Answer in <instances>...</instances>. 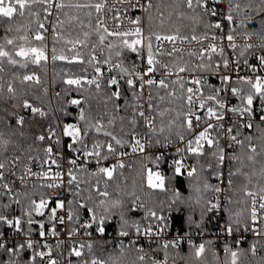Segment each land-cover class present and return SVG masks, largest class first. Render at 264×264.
Returning <instances> with one entry per match:
<instances>
[{
	"label": "snow or ice",
	"instance_id": "6c2138e0",
	"mask_svg": "<svg viewBox=\"0 0 264 264\" xmlns=\"http://www.w3.org/2000/svg\"><path fill=\"white\" fill-rule=\"evenodd\" d=\"M117 4L123 7V14ZM227 4V12L222 13L219 0H159V4L154 3V0H115V3L113 0H0V28L4 31V35L0 37V73L4 72L5 64L26 68L29 64L41 66L46 63L49 60L47 39L50 34L52 61L61 60L70 64L87 62L94 66L96 75L92 78L89 79L86 76L68 78L64 83L76 89H82L85 84L94 85L99 90L101 84L98 78L103 77V71L100 67L101 60L97 55V48L101 51L107 48L108 56L102 63L109 66L107 69L109 73L113 70L117 73L109 75L106 80L107 88L111 89L107 94V100L123 99V108L117 103L114 106L115 111L127 113L126 116L120 117V136L111 130L115 127V116L108 119L107 125L102 119H96L95 122L87 123L83 130L77 124L65 123L62 126V134L70 140L66 145L62 144L56 128L49 125L46 129L47 135L40 134L35 137L41 142L46 139L50 141L43 149L44 155L39 158L41 171H33L31 167L32 163L37 162L36 157L29 155L28 162L24 163L23 145L19 142L14 144L15 155L11 158L4 155L9 145L13 144L11 137L23 136L24 133L18 132L17 128H12L0 118V197L8 198L7 203L0 202V229H3L0 230V264H37V260L40 264H73L72 257L77 258L76 264H125V260L127 264H167V251H165L164 260L159 261L149 256L142 247H135V241L128 246L121 242L118 253L108 252L106 258L97 253L107 251V241H101L98 244L74 242L73 238L80 228L87 230L92 228L93 224L96 225L95 232L103 236L106 232L108 217L113 214V210L121 206L119 199H101L96 203L93 192L101 197H109L107 183L105 182V189L101 190L100 179H97L95 184L80 180L74 174V169L88 176L107 177L111 180L116 168L122 169L125 164L122 159L111 165L104 162L112 157H123L128 154L118 151L117 146H128L132 153L145 151V143L138 131L141 123L148 131L149 146L152 145V137L155 136L157 137L155 144L159 145L161 150L172 143L171 135L174 134L181 142H185L187 135L189 138L184 148H176L177 153L186 151L201 156L204 155V148L207 145L210 149L213 147L217 149L211 155L219 164H222L226 159L225 148L220 147L219 139L223 132L231 142L240 145L242 149L246 147L253 154L256 153V147L251 143L252 137L238 139L239 132L233 134V127H225L224 121L229 113L241 118L248 117V122L243 126L251 129L253 127L251 117L255 112L254 101H258L260 110L264 112V75L259 74L264 72V0H227ZM137 11L147 14L150 22L147 35H144L141 16L128 14ZM109 13L112 14L110 17ZM82 15L87 17V24L81 18ZM241 15L243 18L237 22V17ZM258 16L261 19L257 22ZM216 17L219 19L212 22ZM109 19L113 22L111 27L108 24ZM125 20L132 27H126ZM225 21L229 26L227 31L224 30ZM256 23L259 24L258 28L249 27ZM201 25L206 30H219L220 35L217 36L214 33L209 35V31L197 34V28ZM85 28L89 30L86 31ZM182 28L189 29L191 35L183 32ZM73 32L76 33L74 37ZM93 35L96 37V42H92ZM110 37L116 39L109 40ZM206 40L209 42L205 45ZM217 40L227 41V43L218 44ZM238 40L243 42L238 43ZM61 42L65 47L70 45L67 51L73 52L74 55L71 57L65 55V47H61L57 54V45ZM178 42L189 45L196 42L200 47L186 50L177 46ZM165 44H170L171 47L166 48ZM82 48L90 49L87 60L81 51ZM226 49H230L236 55L230 59ZM125 50L136 54L137 60L143 66L139 67L136 61L126 63L125 59L121 58ZM185 51L190 58L194 57L199 63L190 65V61H185ZM165 56L169 58V62L158 59ZM216 56L220 59L214 60ZM249 56L254 57L257 63L251 64ZM113 57L116 58L115 62ZM241 65L249 69V74L240 75ZM197 69L202 72L210 71L212 75L217 76L220 86L209 84L204 76H191L186 80L180 75ZM158 73L159 76H157ZM173 76L176 78L171 79ZM16 79H19L21 83L29 81L40 83V78L35 73L25 74L22 77L14 76L13 80L6 83L0 76V99L5 97V87L9 98L17 95L18 89L14 86ZM186 84L193 86L186 87ZM225 93L227 95H224ZM232 97L240 100L238 106L231 105ZM70 103L80 105L81 100L72 99ZM22 107L30 109L34 116L46 115L44 111L27 100H24ZM10 115L15 116V113ZM85 119L84 110L81 108L79 120L85 121ZM260 120L264 121V115L260 116ZM25 123L24 116H15V124L19 128H22ZM234 123L237 127L240 126L239 121ZM126 127L129 130L126 131ZM91 131L98 135L102 134L105 139L91 137ZM165 132L169 135L164 136ZM125 135L129 139L125 140L123 138ZM160 136H163V142ZM227 147H232V143H229ZM62 148L74 153L67 159L71 167L65 171L53 172V165H56L57 169L61 167L56 157L59 155L63 158L60 151ZM232 159L243 164L239 156ZM247 159L253 161L254 156L247 155ZM162 160H164L163 151L155 157L154 163L157 167ZM172 164L175 174H182L181 170L185 167L182 160L174 159ZM21 165L23 170L18 177L21 186L27 188L26 181L36 177L46 181L39 185L40 188L64 187L71 193L73 199H61L57 191L51 196L41 194L37 201L33 198L34 194L15 190L16 179L13 178L16 177V171ZM93 165L96 170L89 171ZM260 172L264 176V165L261 166ZM194 173H196L194 167L187 171L189 177H192ZM236 174L231 171L228 174L229 189L234 187L232 177ZM140 175L142 181L146 180L147 187L164 188V177L160 172H154L149 168L142 170ZM216 176L220 179L222 173L217 172ZM82 184L88 185L87 188H82ZM32 187L36 188L37 185L33 184ZM203 187L212 189L215 193L222 192L220 186L209 184L207 181L204 182ZM238 190L243 192L246 198L243 202L246 205L244 213L247 215L237 213L234 219L230 213L228 220L221 225V232L232 235L240 230L242 223L244 230L248 231L250 220L253 234L264 236V227H256L264 222V186H261L258 191H251L248 184H243ZM193 192L197 194L195 203L200 204V187L194 185ZM21 197L26 202V206L21 204ZM175 200H181L179 192L175 193ZM13 205L21 206L19 215H14ZM130 210L135 211V208ZM219 210L224 209L218 198L215 203L207 201L201 210L200 223L189 216V225L196 224L200 227L206 213H215ZM81 211L88 213V219L84 222L80 219ZM147 215L158 221L165 220L163 216H157L155 211L149 210ZM157 227L159 230L156 232H153L151 224L142 230L140 223L130 222L121 213L119 236L127 237L128 230L134 229L137 234L154 237L163 231L159 225ZM58 228L64 231L67 241H72L65 249L66 260L59 258L64 256L63 252H60L59 256L54 255L52 247L46 240L49 236L56 237V249L59 250L65 241L59 240ZM9 232L11 235L7 234ZM85 235L91 237L92 233L86 231ZM34 236H38L39 239H34ZM236 243L239 244L240 241L237 240ZM178 244L179 240L166 241L162 247L167 250L170 246L177 247ZM191 247L193 257L196 259L205 252V243L192 244ZM85 249L87 252L84 251ZM256 250L255 244L250 246L253 255L256 254ZM29 252L31 254L28 259H23V255ZM225 252L231 256V264H237L238 252L228 245H225Z\"/></svg>",
	"mask_w": 264,
	"mask_h": 264
},
{
	"label": "trees",
	"instance_id": "16d2710c",
	"mask_svg": "<svg viewBox=\"0 0 264 264\" xmlns=\"http://www.w3.org/2000/svg\"><path fill=\"white\" fill-rule=\"evenodd\" d=\"M154 3L159 4V0H154ZM67 11V10H66ZM155 12V9L153 10ZM62 19L64 17H61ZM84 19L85 24H87V17L81 16ZM238 18H243L242 15ZM261 19V17H256L257 22ZM94 20V16H93ZM214 21V18L212 20ZM187 23V22H185ZM178 26V25H177ZM35 27V24H33ZM150 27V22L147 18V14H145V33L148 34V29ZM252 28H258L259 24L249 25ZM77 30H79V26H77ZM84 30H89L85 28ZM186 34L191 35L189 29H181ZM205 31L215 32V29L206 30L203 25L197 28V34L204 33ZM75 32H73V37L75 36ZM4 35V31L0 28V37ZM116 38L110 37L109 40H115ZM92 42H96V37L93 35ZM49 47V60L42 64L41 66L29 64L28 67L22 68L19 65L11 66L5 64L4 72L0 73V76L3 77L5 83L7 81L13 80V77H22L25 74L35 73L40 78V83L37 84L33 81L21 83L19 79L14 81V86L18 89V93L14 98H9L6 92L5 87V97L0 101V118L5 120L12 128H17L18 132H23V136H12L11 139L13 144L9 145L7 152L4 155L8 158H11L16 154V149L14 144L19 142L23 145V161H27V156L31 155L32 157H36L39 159L44 155L43 149L45 147V141L41 142L36 140L35 137L39 135L40 130L39 126H37L34 122L29 120H25L26 123L22 128H19L15 124V116H18L16 110L22 109V105L24 100H27L30 104L35 107L40 108L42 111L46 113L44 117H40L38 114L35 116L29 112L31 118L35 120V122L42 126L48 127L49 125L56 128L57 135L61 137L60 125L61 127L65 123H74L81 127L83 130L86 127L87 123L95 122L96 119H102L105 125H107L108 119L113 116L116 117L115 127L111 129L118 136L121 135L120 127H121V116H126L127 113L124 111L116 112L115 104L119 103L121 107L124 106V100L120 101H108L107 94L111 91L106 86V80L102 79L101 88L97 90L95 86L84 85L82 89H76L74 86H69L64 83V81L68 78H76V77H87L92 78L94 75V66L89 65L87 62L84 64L79 63H68L67 61L56 60L52 61L50 56V49L52 46L51 35L47 41ZM107 43V41H106ZM61 47H65L63 42L57 45L58 53ZM67 47H70L67 46ZM67 47H65L64 54L71 57L74 55L73 52L67 51ZM84 53V58L87 60L90 49H81ZM97 54H99V59L101 60L100 67L103 69L108 65L103 64L102 61L108 56V49L103 48L101 51L100 48H97ZM186 55H184V60H187ZM126 63H131L132 61H136V54L124 51L123 57ZM217 58L214 57V60ZM189 59V57H188ZM115 62L116 58L113 57ZM166 62H169V58L166 57ZM213 86H216V83H209ZM207 94V93H206ZM130 98V97H129ZM72 99H80V105H73L70 103ZM240 104L238 102L237 106ZM254 104H259L258 101H254ZM83 108L85 113V121L79 120L80 109ZM10 113H15V116L10 115ZM60 124V125H59ZM125 125H127V120H125ZM142 129L141 126L138 127V131L140 132ZM129 130L126 127V131ZM239 132V137L241 140H244L245 137L251 136L252 143L256 147V153L253 154L249 151V149L241 148L238 145L234 157L239 156L241 160H243V164H241L237 160H233L229 172L237 173L232 177L234 180V187L229 189L228 191V201L224 207V221L226 222L229 218V214L231 213L232 217L235 219L237 213H244L245 203L243 202L246 198L244 197L243 192L238 189L243 184H248V188L251 191H258L261 186H264V176L261 175L260 169L261 166L264 165V126L256 125L253 129H242L235 127V133ZM164 136L169 135L167 132L163 134ZM215 135V134H214ZM90 136L93 138H97L100 140H104L105 137L100 134H96L94 131L90 132ZM125 140L129 139L127 135L123 136ZM157 137H152V145L155 144V139ZM161 141H163V136L159 137ZM67 140L69 138L66 137ZM171 140L178 139L174 134L170 136ZM220 139V147L223 145V141ZM70 141V140H69ZM247 143V142H246ZM79 147V145H77ZM118 149L123 148L117 146ZM128 147V146H124ZM30 149V151H29ZM215 147L208 148L205 145L204 155L197 156L194 154H190L189 158L193 162V167L196 169V173L192 177L187 175V172L181 170L182 174H175L174 165L169 159V156L164 155V160H162L159 164V167L162 169V175L164 177V188H156L152 189L147 187L146 180L142 181L141 171L144 170L145 165L150 166L152 169L158 168L156 163H154L155 157H147L144 159L141 156H136L132 159L131 164L129 162L125 163L124 168H116L113 177L111 180H108L107 177H92L86 175L84 172L78 171L74 169L75 175L80 180H87L91 184H95L97 179H100V189H105V182L107 183V191L109 192V197H101L98 196L95 192H93V197L96 203L101 199H119L121 201L120 208L113 210V214L108 217L106 221V230H110L112 233H116L120 231V216L121 213L128 219L130 222H138L143 223L146 219L149 224H155L156 226L162 227L163 229H169L171 231L178 232H195L201 231L204 233H210L213 228V221L211 215L206 213L204 216L203 223L200 227H197L196 224L189 225L188 217L192 216L193 220L197 223H200L201 210L204 207L205 203L210 199L213 195L214 191L212 189H204L203 184L207 181L209 184L215 185V173L219 168L220 164L217 159L211 155L213 151H216ZM247 155H253L254 160L249 161L247 159ZM211 165V167H209ZM90 171V170H89ZM229 174V173H228ZM250 181V182H249ZM37 185V184H36ZM199 186L201 192L199 195L201 196V203L196 204L195 198L196 193L193 192V186ZM88 185L82 184V188H87ZM46 189H44L45 191ZM28 191L30 194L40 195L43 190L37 185L36 188L32 186H27L20 192ZM179 192L181 196V200H175V193ZM83 195H87V193H83ZM138 198V199H137ZM191 198V199H190ZM231 200V203H229ZM143 201L145 203V207H140L139 202ZM0 202L7 203V197H0ZM21 204L26 206V202L23 197H21ZM248 205L250 206V200L248 201ZM15 209L14 215H19L21 213V206L13 205ZM135 208V211H131L130 209ZM145 210L155 211L157 216H163L165 218L164 221H158L154 217H150L145 214ZM98 211H103V209H98ZM247 215V213H244ZM87 218L88 213L81 211L80 219L81 221ZM243 220V216H241ZM250 220L248 221L249 224ZM166 224V226H165ZM76 226V225H72ZM244 226L242 223L240 228ZM96 225L93 224L90 229L80 228L82 233L86 231L93 233L95 231ZM153 227V225H152ZM3 230V229H0ZM131 230V229H129ZM101 241H107V251L98 252V255L106 258L108 252H117L118 246H111L109 241L106 239H98V238H87L79 240V243H87L93 242L94 244H98ZM210 242V243H209ZM254 240L246 239L244 241H240L239 244L236 241L229 240L223 245V254L222 258H220L215 254L213 249V240L207 239L205 241V252L198 259L193 257V249L188 245H179L177 247H169L167 250L163 249L161 244H157L158 251L165 256V251H167L168 259L171 261H175L177 264H231V256L229 253L225 252V245H228L232 250L238 252V260L237 264H264V246L260 247V250L255 255L250 251V246L253 244ZM255 242L258 243L256 240ZM130 245V244H128ZM125 245V246H128ZM135 247H138L135 243ZM87 252V249L84 250ZM133 253V257H134ZM30 256L29 253H25L23 255V259H28ZM77 259V258H76ZM37 264H40V261L37 260ZM125 264H127V260H125Z\"/></svg>",
	"mask_w": 264,
	"mask_h": 264
},
{
	"label": "built area",
	"instance_id": "2783aa9c",
	"mask_svg": "<svg viewBox=\"0 0 264 264\" xmlns=\"http://www.w3.org/2000/svg\"><path fill=\"white\" fill-rule=\"evenodd\" d=\"M113 2L115 3V0H113ZM219 3H220V11L222 13H226L227 12V7H228L227 0H219ZM117 7L121 8V14H123V12H124L123 7L121 5H119V4H117ZM128 14L132 15V16H136V15L141 16V18H142V27H143V31L145 33V13L137 11V12H129ZM111 15L112 14L109 13V17ZM217 19H219V17L214 18V21H216ZM239 19L240 18L237 17V22L239 21ZM112 23L113 22L111 21V19H109V21H108L109 27L112 26ZM124 24H125L126 27H132L131 25L128 24L127 20L124 21ZM228 27L229 26H228L227 22L225 21L224 22V30L227 31ZM213 33L216 34L217 36L220 35L219 30H216L215 32H211V33H209V35H211ZM201 34H203V33H201ZM49 36H50V34L48 35V39H49ZM48 39H47V41H48ZM208 42L209 41L206 40V41H204V44L206 45ZM237 42L238 43H242L243 41L242 40H238ZM216 43H218V44H220V43L226 44L227 41L217 40ZM155 46H156V42L154 41V49H155ZM177 46L182 47V48H184L186 50L188 48L198 49L200 47L199 45L196 44V42H192V44H190V45L188 43L179 44V42H178ZM164 47L170 48L171 45L170 44H165ZM226 52H227V54H228L230 59L233 58L236 55L235 53H232V51L230 49H226ZM97 55L99 56V54H97ZM184 55L188 56L187 55V51H185ZM188 57H187L186 61H190V65H194L196 63H199V61L196 60L194 57H191V58L189 57V59H188ZM158 59H162L165 62L167 61V60H165L166 56L165 57H158ZM219 59L220 58L217 56V58L215 60H219ZM249 62L251 64H256L257 60L254 57L249 56ZM136 63H137V65L139 67L143 66V65L140 64L139 60H137V57H136ZM108 67L109 66H107V67L102 69L103 77L98 78L100 83H101L102 79H107L109 75H116L117 74L115 70H113L111 73H109L107 71ZM230 68H231V64H230ZM246 74H249V69L244 67L243 65H241L240 75H246ZM259 74L260 75H264V72H260ZM94 75H96V74L94 73ZM180 75L184 76L186 80L190 79L191 76H204L208 80V83H216V87L220 86L218 77L215 76V75H212L210 71H203L202 72L201 70L197 69V70H195V71H193L191 73L186 72V73H181ZM157 76H159V73L157 74ZM175 78H176V76L171 77V79H175ZM191 86H193V85L186 84V87H191ZM224 95H227V94L225 93ZM0 101H1V99H0ZM239 101L240 100L238 98L232 97L231 98V105L237 106ZM254 108H255V112H254L253 116L251 117V122L253 124V127L251 129H253L258 124L264 126V121L260 120V116L264 115V112H262L260 110V105L259 104H254ZM29 112H30V109H24L23 107L20 110H16V113L18 114V116L22 115V116L25 117V120H29L31 122H34L37 126H39V130H40L39 135L40 134L47 135V132H46L47 127L44 128V127L38 125L35 122V120H33L31 118V115L29 114ZM248 120H249L248 117L241 118L238 115H234V114L229 113L225 117L224 124H225V127H229V126L233 127V129H234L233 134H236L235 133V127H237V125L234 122L239 121V125L240 126L237 127V128L249 129V128L243 126L245 123L248 122ZM213 123H215V121H213ZM60 132H61V142H62V144L66 145L70 141L67 140L66 137L63 136L61 125H60ZM140 134H141V136L143 138V142L145 143V151L144 152L132 153L130 147H123V148L118 149V151L127 152L128 153L127 155H125L123 157H118V156L117 157H112V158H110L108 161H106L104 163L108 164V165H111V164L117 163V161L119 159H122L124 164L127 163V162H129V164H131L132 159L134 157H136V156H141L144 159H146L147 157H156L157 155L160 154L161 151H163L164 155L167 154L169 156V159H170L171 162L174 159H181L182 163L185 166L182 170H184L185 172H187V171L191 170V168H193V162L189 158L191 153H188L186 151L185 152H181V153H177L176 152V148H184L185 142L189 138L187 135L185 137V142H181V141H179V139L172 140L171 144H169L167 147H165V148H163L161 150L160 146L157 145V144L149 146V143H148V131L143 126H142V129L140 131ZM214 134L215 133H213V135ZM220 136H221V139L223 141L222 147L225 148V157H226V159H225V161L222 164H220L219 168L216 171V173L217 172L222 173V176H221L220 179H217V176H216V173H215V181H214V183H215V185H218V186L221 187L222 192L221 193H215L214 192L213 195L210 197V199L208 201H212L213 203H215L217 201V198H218L219 201H220V204L222 205V208L224 209V207H225V205H226V203L228 201V191H229L228 184H227L228 173H229L230 165H231L232 161L234 160V159H232V157H234V153H235L238 145L235 144L234 142H231L229 137L224 135L223 132H221ZM238 139H240L239 136H238ZM49 143H50V141L46 139L45 140V147ZM229 143H232V147H230V148L227 147V145ZM60 151L62 152L63 158H61V156L58 155L56 157V159H57V161H58V163L60 164L61 167L59 169H57L56 165H53L52 166L53 172H55L57 170L65 171L68 167H71L67 163V159L69 157H72L74 155V153L68 151L67 149H63V148L60 149ZM27 162L28 161H26L24 163H27ZM31 167H32L33 171H41V168L39 166V159H37V162L32 163ZM149 168H151V167L148 166V165H145L144 170L149 169ZM22 170H23V165L18 167V169L16 171V177L13 178V179H16V184L14 186V189L18 190V191H22L25 188V187L20 185L19 179H18V177L20 176ZM89 170L90 171H95L96 170L95 169V165H93ZM152 170L154 172L162 173V169L160 167L154 168ZM26 183H27V186H32L33 184L40 185L41 183H46V181L40 180V179H38L36 177H32V178L28 179L26 181ZM44 189H46V188H42L43 191L40 192L41 194H47V195L51 196V195H55V193L57 191H59L61 199H69V200L73 199V196L71 195V193L64 187H61L60 189H46L45 191H44ZM73 191H75V189H73ZM40 195H36L33 198L38 201ZM77 199H79V198H77ZM139 204L143 205V207H145V203L143 201H140ZM148 212H149V210H145V214H147ZM209 214L211 215V218H212V221H213V228H212V231L210 233H204V232H201V231H195V232H189V233L188 232H178V231H171L169 229H163L162 227H159V228H162L163 231H161L158 236H154V237H148V236H145V235L137 234L134 229L128 230L129 231V236H127V237H121V236H119V232L112 233L110 230H106V232H105V234L103 236H100L98 233H96L94 231L92 233V236L89 237V236L85 235V233H82L80 231V229H79L78 230V234L73 238V240L77 244L79 242V240H81V239H87V238L106 239V240L109 241L111 246H119L121 242H123L124 245H128L132 241H135L136 245L138 246V248L142 247L144 249V251L146 253H148L149 256H151L154 259L159 260V261H163L165 256L158 251L156 245L160 244V243L162 244V243H164L166 241L179 240L178 246L179 245L191 246L192 244L199 245L200 243H205V241L207 239H212L213 240L214 252L220 258L222 257V254H223V245L226 242H228L229 240H231V241H237V240L244 241L246 239H252V240H254L253 244H255L257 246L256 253L259 252L261 246H264V236H256V235L253 234V232L251 231V227H252L251 221L249 222V230L248 231H245L244 230V226H242L239 231L234 232L232 235H228L226 233L221 232V225L225 222L224 221V210H219V211H217L215 213H209ZM36 218L37 219H41L40 217H36ZM86 220H87V218H84L81 222H84ZM140 225H141V228L143 230V228H146L149 225V223L145 219L144 222L141 223ZM152 225H153V227H152L153 228V232H156V231L159 230L158 227L155 224L152 223ZM256 227H258V228L259 227H264V222L256 225ZM57 231H60L59 240H64L65 241V244L62 245L59 250L56 249V243H57V238L56 237L49 236V237H46V240H47V243L52 247L53 254L56 255V256H59V253L63 252L64 256L63 257H59V258L62 259V260H66L67 252L65 251V249L72 243V241H67L66 240L65 233H64L63 230H61V228H58ZM7 234L11 235L10 232L7 233ZM33 238L34 239H39L38 236H34ZM256 240L258 241V243L255 242ZM29 254H31V253L29 252ZM71 259L73 261V264H76V258L72 257ZM167 264H177V263L175 261H171V260L168 259Z\"/></svg>",
	"mask_w": 264,
	"mask_h": 264
},
{
	"label": "bare ground",
	"instance_id": "6f19581e",
	"mask_svg": "<svg viewBox=\"0 0 264 264\" xmlns=\"http://www.w3.org/2000/svg\"><path fill=\"white\" fill-rule=\"evenodd\" d=\"M216 254V253H215ZM217 255V254H216ZM218 256V255H217ZM219 257V256H218ZM220 258V257H219ZM222 258V257H221ZM221 258H220V260H221Z\"/></svg>",
	"mask_w": 264,
	"mask_h": 264
}]
</instances>
